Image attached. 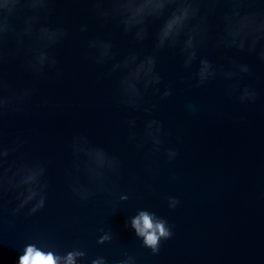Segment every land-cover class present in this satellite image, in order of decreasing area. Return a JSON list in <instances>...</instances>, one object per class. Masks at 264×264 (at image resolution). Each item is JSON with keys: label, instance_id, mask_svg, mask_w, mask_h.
Wrapping results in <instances>:
<instances>
[{"label": "water", "instance_id": "obj_1", "mask_svg": "<svg viewBox=\"0 0 264 264\" xmlns=\"http://www.w3.org/2000/svg\"><path fill=\"white\" fill-rule=\"evenodd\" d=\"M89 7L85 0H56L53 5L48 22L68 30L67 38L50 50L61 79H56V68L47 69L43 78L34 77L23 60L5 67V78L14 89H37L26 112L5 118V137L20 135L23 151L48 162L49 189L45 208L33 216H27L26 209L11 216L0 207V264H17L25 244L38 240L61 255L73 248L85 250L87 256L77 264H91L93 259L101 264H264V61L213 50L211 45L202 51L218 64L237 56L251 66L253 75L242 83L255 87L259 98L241 104L226 94L228 81L216 79L198 87L196 65L183 70L174 50L162 51L156 66L163 77L159 88L162 92L170 86L172 95L160 99L149 89L144 100L155 108L151 114L136 111L119 102V74L107 75L112 62L93 63L86 55L88 43L115 32L116 62L133 50L150 52L152 41L134 44L131 35L95 20ZM157 28L153 25L152 31ZM42 100L48 101L47 107H38ZM130 118L136 120L134 127L127 123ZM153 118L171 132L164 137V147L178 150L171 162L163 151L149 154L150 143L137 149L136 142L129 141L135 132L138 142L144 122ZM76 135L87 136L122 161L118 184L130 194L128 201L105 196L81 201L73 195L68 173L77 175L70 148ZM146 167L158 174H147ZM169 195L179 198L175 209L168 207ZM142 208L172 226L174 235L161 241L158 254L126 227ZM101 230L110 232L111 241L97 243Z\"/></svg>", "mask_w": 264, "mask_h": 264}, {"label": "clouds", "instance_id": "obj_2", "mask_svg": "<svg viewBox=\"0 0 264 264\" xmlns=\"http://www.w3.org/2000/svg\"><path fill=\"white\" fill-rule=\"evenodd\" d=\"M55 3L56 0H0V207L11 216H18L25 209L27 216H33L45 208L49 189L48 162L23 151L25 141L20 135L10 140L5 137V118L26 112L37 89L33 86L14 89L5 78L4 70L15 60H23L27 71L37 78H43L47 69L56 68L58 61L50 50L67 38L68 30L48 22ZM85 3L90 6L87 11L95 20L102 25H114L123 35H131L134 44L152 41L150 52L141 54L133 50L116 62H113L117 55L115 32L88 43L90 52L86 55L91 61L96 65L112 62L107 75L119 74L116 89L121 104L151 114L156 105L146 104L145 92L154 89L160 99L172 95L170 86L161 92L159 85L163 77L156 70L158 56L165 50L178 54L183 70L196 65L193 73L196 86L220 79L229 82L226 94L241 104L255 103L259 98L255 87L242 83L246 76L253 75L247 62L237 56H227L226 63L218 64L201 53L211 45L213 50L246 53L264 61V0H85ZM156 24L158 28L152 31ZM86 27L82 26V30ZM55 76L61 79L62 71L56 68ZM180 79L183 81L184 77ZM47 106V100L38 104L42 108ZM189 108L195 110L193 105ZM127 123L134 127L136 120L130 118ZM170 135L171 132H165L163 122L153 118L144 122L138 142L135 132L130 133L129 141L136 142L137 149L150 143L149 154L163 151L171 162L178 150L164 147V137ZM70 148L77 175L73 177L68 173L72 177L68 187L74 196L81 201L97 196L116 202L131 198L129 193L119 190L122 161L117 156L92 144L83 135L73 136ZM145 172L158 174L150 167H146ZM166 200L170 209L180 203L178 197L171 195ZM9 205H12L10 209ZM128 226L153 254L159 253L162 240L174 235L165 218L146 208L137 209L126 223ZM101 231L103 234L97 243L111 241L110 232ZM38 241L25 244L17 264H77L78 258L87 256L81 248L61 255L48 243ZM91 264L101 262L93 259Z\"/></svg>", "mask_w": 264, "mask_h": 264}]
</instances>
